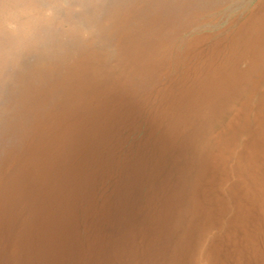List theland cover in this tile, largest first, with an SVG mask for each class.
<instances>
[{"label":"rangeland","instance_id":"374dc122","mask_svg":"<svg viewBox=\"0 0 264 264\" xmlns=\"http://www.w3.org/2000/svg\"><path fill=\"white\" fill-rule=\"evenodd\" d=\"M0 264H264V0H0Z\"/></svg>","mask_w":264,"mask_h":264},{"label":"bare ground","instance_id":"6f19581e","mask_svg":"<svg viewBox=\"0 0 264 264\" xmlns=\"http://www.w3.org/2000/svg\"><path fill=\"white\" fill-rule=\"evenodd\" d=\"M258 13V12H257ZM5 78V77H4Z\"/></svg>","mask_w":264,"mask_h":264}]
</instances>
